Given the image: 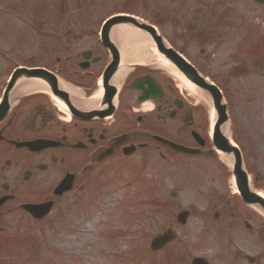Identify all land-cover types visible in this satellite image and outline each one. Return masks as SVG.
Instances as JSON below:
<instances>
[{
	"label": "flooded vegetation",
	"instance_id": "af4514ba",
	"mask_svg": "<svg viewBox=\"0 0 264 264\" xmlns=\"http://www.w3.org/2000/svg\"><path fill=\"white\" fill-rule=\"evenodd\" d=\"M99 30L100 25L90 32L56 34L41 44V55L18 65L47 72H36L44 80L29 83L27 90L13 88L11 109L0 121V236L11 237L16 223L62 219L65 211L85 208L82 193L94 191L97 183L123 168L158 170L162 164L175 169L158 174L159 179L191 176L190 191L199 199L192 212L205 218L201 242L214 226L227 248L240 237L254 240V223L262 219L234 191L228 169L207 160L216 154L200 107L177 94L169 71L153 61H129V51L114 39L116 63ZM39 140L47 145H25ZM172 143L200 151L190 157L175 151ZM66 178L71 186L56 194ZM47 202L52 203L50 213L38 220L24 208ZM238 249L229 264L235 258L246 260Z\"/></svg>",
	"mask_w": 264,
	"mask_h": 264
},
{
	"label": "rangeland",
	"instance_id": "374dc122",
	"mask_svg": "<svg viewBox=\"0 0 264 264\" xmlns=\"http://www.w3.org/2000/svg\"><path fill=\"white\" fill-rule=\"evenodd\" d=\"M121 12L141 15L153 23L160 21L158 28L165 39L185 52L221 88L230 119L229 133L238 137L246 167L252 172L251 179L257 177L264 193V6L254 0H0V77L9 74L14 66L12 52L17 55L15 62L38 54L41 34L93 31L100 20ZM147 51L154 55L150 43ZM174 81L178 94L182 93L200 107L208 125V93L192 90L177 77ZM4 86L1 77L0 91ZM145 169L142 170L143 190L130 183L132 175L126 170L122 173V182L105 186L102 193L101 189L95 194L82 193L80 203H88V208L82 209L80 205L69 214L65 211L60 223L55 220L52 226L45 225L44 231L36 228L24 232L28 228L16 227L15 239L0 247V261L5 264L7 261L11 264H136L135 253L149 250L151 237L172 224L178 211L196 202V194L181 188L182 183L189 182L188 177L179 174L159 179L158 174L161 177L163 172L175 167L166 169L160 164L158 170L156 167ZM148 179L153 184H148ZM174 182L180 184L181 192L177 199L168 201L167 191L176 187ZM154 184L159 185L154 197L162 206V214L149 202L154 193L147 195V189L154 188ZM201 225L200 218L193 217L187 226H176L177 241L159 252H148L142 261L170 264L168 259L172 255L186 257L188 264L193 255L188 250L199 249L193 242ZM255 229H260L257 222ZM256 239L260 241L257 245L245 243L244 249L257 255L261 262L264 238L259 230ZM218 246H212L207 252L216 255ZM215 263L220 264L217 260Z\"/></svg>",
	"mask_w": 264,
	"mask_h": 264
},
{
	"label": "water",
	"instance_id": "95a60500",
	"mask_svg": "<svg viewBox=\"0 0 264 264\" xmlns=\"http://www.w3.org/2000/svg\"><path fill=\"white\" fill-rule=\"evenodd\" d=\"M259 1V0H258ZM129 20V19H128ZM116 20L109 21L105 26L103 31L108 32L113 23ZM136 23V22H135ZM141 29L148 31L152 37L154 38L155 42L158 45L160 52L163 53L165 57L172 61V63L179 69V71L193 84L196 86L204 89L206 92L210 93L214 103V109L216 113V122L214 124V132H213V142L216 148L223 153L233 155L235 158V170L234 175L237 178V181L242 183L244 188H247L246 176L241 170V155L239 149L233 145L231 140L227 138L223 132L221 131L222 126L226 123L228 117L226 113V105L223 103V97L219 90V88L211 83H209L203 76H201L196 69L191 66L187 61L175 52L172 49L165 47L161 37L157 36L155 31L145 24H137ZM112 47V46H111ZM11 90V82L8 86L6 95H9V91ZM6 103H4V107ZM187 217V213L183 212L179 216V221L184 222ZM172 236L171 231L169 230L164 236L157 237L154 240V243H161L162 241H167Z\"/></svg>",
	"mask_w": 264,
	"mask_h": 264
},
{
	"label": "bare ground",
	"instance_id": "6f19581e",
	"mask_svg": "<svg viewBox=\"0 0 264 264\" xmlns=\"http://www.w3.org/2000/svg\"><path fill=\"white\" fill-rule=\"evenodd\" d=\"M112 34L117 36L121 42L126 45V48H132L134 51V57L136 60H146L147 58L150 59L152 55L148 53L147 51V45L150 43V46H152L155 49V45L153 44L151 38L149 35L144 33L143 31H140L130 25L126 24H121L117 25L116 27L113 28ZM146 48V49H145ZM158 59L159 63L169 69L172 74L177 77L182 84H185L187 87L192 88V90H195V86L192 85L189 81H187L182 74H180L173 65H171L163 56H161L159 53L155 54ZM30 87H27L28 89ZM194 88V89H193ZM206 102L210 106L211 110V119L214 122L215 119V114L213 110V104H212V99L207 98ZM223 133H225L227 136H230V133L228 132V128L226 129V126L223 127ZM225 162L231 166L233 163V158L232 157H226Z\"/></svg>",
	"mask_w": 264,
	"mask_h": 264
}]
</instances>
